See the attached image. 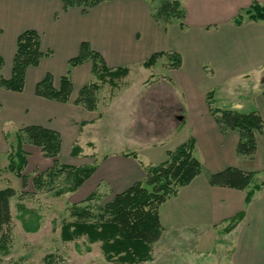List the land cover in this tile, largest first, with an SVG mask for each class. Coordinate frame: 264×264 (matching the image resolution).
<instances>
[{"label": "crops", "instance_id": "obj_1", "mask_svg": "<svg viewBox=\"0 0 264 264\" xmlns=\"http://www.w3.org/2000/svg\"><path fill=\"white\" fill-rule=\"evenodd\" d=\"M181 2L185 11L184 28L176 22L166 27L155 24L150 16L151 4L146 0H111L86 14L77 8L63 11L60 0H0V55L4 60L0 76L10 77L16 39L25 30L37 31L41 50L52 51V55L43 58L38 66L26 70L22 92L0 88V126L36 125L57 131L61 137L60 163L68 147L72 150L74 144L79 152L74 156L70 150L69 155L82 157V161L90 157H86L87 152L93 155L97 167L75 192L79 194V201L102 189L112 196L142 182V165L165 161L167 151L192 137L195 140L193 155L202 165V173L160 206L163 233L183 239L194 229V232H207L210 237L221 236L227 241L229 250L227 264H264V182L261 180L264 176V131L256 135L254 159L239 158L235 152L238 135L235 132L222 135L206 105V94L210 91L216 105L217 93L212 81L221 82L220 87L229 92L246 74H262L259 65L264 64V21L252 22L246 17L240 25L233 21L252 3L264 5V0ZM82 42L101 54L108 68L129 69L127 94L124 98L108 101L107 115L87 111L75 104L79 91L92 78L90 62L71 70L72 92L67 103L48 101L34 94L36 83L46 73L52 75L53 86L59 87L60 78L68 69V60L78 55ZM160 52L177 53L181 57L180 67L167 68L165 57L150 68L142 66L151 55ZM156 67L160 69L158 73L154 71ZM132 79L135 80L131 82ZM147 80H151L150 84H146ZM229 81L235 82L230 84ZM163 83L169 84L167 90L178 97L179 106L177 111L165 116L162 105L170 100V95L165 88L161 90ZM146 88L151 92L150 97H144ZM236 99L232 102L237 104L239 100L237 107L230 109L242 112V98L238 95ZM254 111L264 122V114L257 109ZM104 120L108 122L102 124ZM106 124L110 136L113 130H121L115 134L121 141L110 155H97L88 148L86 140L102 128L106 129ZM151 128H169L171 135L180 134L183 140L169 147L166 138H148ZM89 131H92L90 135ZM0 135V155L7 156L9 146L1 131ZM24 151L26 169L39 173L52 166V161L43 157L38 148L26 145ZM129 153H134L136 158L126 155ZM227 167L252 172L254 181L262 183L248 203L246 191L208 184L210 174ZM240 215L242 218L235 226L224 233L228 221ZM196 238V234L193 235V239Z\"/></svg>", "mask_w": 264, "mask_h": 264}, {"label": "trees", "instance_id": "obj_2", "mask_svg": "<svg viewBox=\"0 0 264 264\" xmlns=\"http://www.w3.org/2000/svg\"><path fill=\"white\" fill-rule=\"evenodd\" d=\"M110 0H60L62 10L80 9L82 14ZM152 1L153 0H149ZM150 16L155 24L168 26L178 21L184 28L185 11L181 0H160L159 4L150 7ZM252 22L264 21V5L256 2L242 11L234 23L240 25L244 18ZM52 55V51L43 52L40 48V34L28 29L21 32L16 39L15 52L12 59L11 75L8 79L0 76V88L20 93L24 89L26 70L39 65L43 58ZM165 57L166 67L178 69L181 57L177 53H155L142 66L152 67L158 59ZM85 62L92 64V78L79 91L75 104L87 111H94L99 102V94L105 84L115 85L128 74V68H108L101 54L94 51L87 42H82L76 57L68 60L66 74L60 78L59 87L53 86V77L46 73L36 83L34 94L37 97L57 103H67L72 92L71 70ZM4 60L0 55V70ZM206 105L210 116L222 135L235 132L238 142L236 156L253 160L257 150L256 135L264 131V122L257 111L238 112L222 109L215 105L213 92L206 94ZM9 146L6 169L22 182L27 184L24 171L27 167V154L24 146L29 145L40 150L43 157L52 161V166L44 172L35 173L31 184L35 190L53 191L54 196L75 193L94 173L97 165L72 166L58 160L61 149V137L57 131L36 125L18 128L14 134H4ZM195 140L191 137L178 145L174 150L166 152V160L156 165H146L144 180L130 186L125 191L113 194L103 205L95 203L98 193L93 192L84 200L74 203L69 208L68 220L61 223L60 240L76 242L82 240L85 250L89 245L100 243V248L107 262L118 264H142L151 259L152 245L159 239L163 228L159 219V207L168 199L175 197L180 188L190 184L202 173V165L194 157ZM79 147L74 144L71 154L77 155ZM136 158L134 153L126 154ZM60 176L62 181L57 183ZM255 174L241 171L235 167H227L222 171L210 174L208 184L212 187L229 188L246 191V203L252 194L259 190L262 183L254 181ZM15 195L12 188L0 189V247L9 241L8 227L11 222L10 200ZM19 219L30 215L37 221L36 212L25 209L18 204ZM242 216L233 217L223 229L229 232ZM26 225V224H25ZM29 231H35L25 227ZM43 264H56L55 256L44 257ZM63 264V263H60Z\"/></svg>", "mask_w": 264, "mask_h": 264}, {"label": "rangeland", "instance_id": "obj_3", "mask_svg": "<svg viewBox=\"0 0 264 264\" xmlns=\"http://www.w3.org/2000/svg\"><path fill=\"white\" fill-rule=\"evenodd\" d=\"M146 1L150 2L151 6L154 7L160 2V0H153V2L149 0ZM175 22L179 23L178 21H172V23ZM178 40L182 42L183 39ZM259 66L262 70V74H246L243 80L236 81L238 83L233 84V89L229 92L220 87L219 84H221V82L218 83L219 81L216 80L212 81V86L217 93L216 106H224L219 107L222 109H230V107L233 106L237 107L239 100L236 101L237 104L233 103L232 100L235 102L239 95L242 98L240 101V109L242 112L247 113L249 110L254 111L257 109L264 114V64ZM154 71L158 73L160 69L156 67ZM127 76L128 75L121 78L113 86L105 84L102 87L98 102L100 106L98 107L97 105L94 111L102 115H107L106 106L108 101L112 98L120 99L125 97L127 94L126 88L130 84L128 83L130 79H128ZM134 80L135 79H132L131 82ZM150 82L151 80H147L146 84H150ZM232 82L235 81H229L230 84ZM168 85L167 83L160 85L161 90L165 88L166 92L170 95V100L162 105L164 108L162 114L164 116L170 111H177L179 109L177 105L178 97L175 98L176 96L173 95L172 90H167ZM146 91L147 92H144V97H150L151 92H148L147 88ZM155 98H157V96H155ZM227 102L228 104H226ZM152 118L151 114L149 120L151 121ZM107 122L108 121L104 120L102 124ZM151 126L152 122H150L149 127ZM16 128L17 125L15 124H7L2 125V127L0 126V131L2 135L10 134L12 137L14 132L18 129ZM169 131V128L166 130H162V128L159 130L151 128V134L148 138L154 140L166 138V141L169 140L167 143L169 147L183 140L181 139L183 138L182 135L173 136ZM91 132L92 131H89V133H87L90 135ZM116 132L121 133V130H113V135L110 136V129L108 126L106 129L102 128V131L95 132L91 139L87 138L88 148L91 152L95 151L97 155H110L112 150L116 148L117 143L121 141V138L115 135ZM0 138L2 139L1 135ZM90 140H92L95 145ZM70 150L71 147L69 146L68 152L63 154V164L77 167L92 165L95 161L91 157L93 155H90L89 152H87L88 154H86V157H90L82 161V157L69 155ZM6 166L7 156L2 154L0 155V189L12 188L15 191V195L11 198L9 204L11 222L8 231L10 237L6 245L0 247V264H43L44 257L50 254L55 256L56 264H118L105 261L100 243L89 245V250L86 251L85 244L82 240L76 242H62L60 240L61 223L69 219L68 214L70 206L80 202L78 200V193L64 194L57 197L54 196L53 191L43 189L37 192L31 184V178L37 171H32L31 168H27L24 171L28 181L26 187L23 188L20 179L9 173ZM263 173L261 175H263ZM60 179L62 181L61 176L59 180H57V183L60 182ZM261 180L264 182V176H261ZM111 197L108 191H103V189L99 190L98 198L95 200V203L103 205L109 201ZM18 204L23 205L25 209L36 212L39 216V220L37 221L28 214L24 216V221H21L17 209ZM26 226L30 229H35V231L27 230L25 228ZM199 229L200 228H197V230ZM191 230L193 231L186 233L183 239L176 238L170 233H163V230L159 239L151 247V259L142 264H227L226 261L229 250L227 251V241L224 237L218 236L214 238L210 237V234H207V232L204 233L201 230L194 232V229ZM195 234L197 238L193 239V235Z\"/></svg>", "mask_w": 264, "mask_h": 264}]
</instances>
